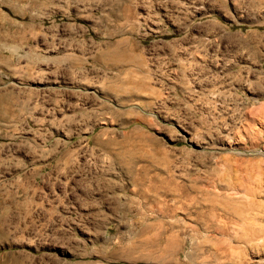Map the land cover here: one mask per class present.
I'll use <instances>...</instances> for the list:
<instances>
[{
    "label": "rangeland",
    "instance_id": "rangeland-1",
    "mask_svg": "<svg viewBox=\"0 0 264 264\" xmlns=\"http://www.w3.org/2000/svg\"><path fill=\"white\" fill-rule=\"evenodd\" d=\"M0 264H264V0H0Z\"/></svg>",
    "mask_w": 264,
    "mask_h": 264
},
{
    "label": "bare ground",
    "instance_id": "bare-ground-1",
    "mask_svg": "<svg viewBox=\"0 0 264 264\" xmlns=\"http://www.w3.org/2000/svg\"><path fill=\"white\" fill-rule=\"evenodd\" d=\"M145 173V172H144Z\"/></svg>",
    "mask_w": 264,
    "mask_h": 264
}]
</instances>
